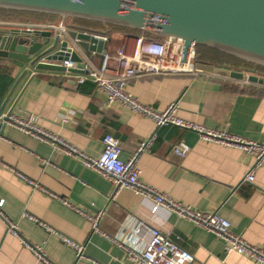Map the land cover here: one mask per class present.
Returning a JSON list of instances; mask_svg holds the SVG:
<instances>
[{"label":"crops","instance_id":"crops-1","mask_svg":"<svg viewBox=\"0 0 264 264\" xmlns=\"http://www.w3.org/2000/svg\"><path fill=\"white\" fill-rule=\"evenodd\" d=\"M34 20L0 18V25H26ZM97 28L108 30L104 50L110 53L125 42H134L133 33ZM86 53L96 65L101 64L103 53ZM31 59L0 56V90L5 91L0 109L9 95L3 113H32L39 124L95 156L103 151V138L114 136L121 142L123 160L155 134L138 158L142 179L196 210L216 211L230 222L234 233L264 247V164L256 169L254 181L248 182L245 175L253 158L237 147L204 141L196 131L177 125L159 126L119 102L105 107V93L92 82L81 88L73 76L31 65ZM206 68L214 74L136 77L129 80L127 89L158 110L175 103V112L183 119L264 140V84L241 83L247 79L246 72L238 79L219 70L235 68ZM180 141L190 146L183 157L172 152ZM0 160L11 167L0 164L1 210L6 217L0 216V264H92V260L141 264L129 259L121 244L143 247L151 228L167 233L192 252L191 264H257L227 252L221 237L194 221L164 207L153 210L151 200L129 188L115 194L111 181L78 159L1 121ZM17 172L84 211L103 209L100 228L107 236L94 232L86 216L30 185ZM63 237L83 244L87 260L78 262L74 247Z\"/></svg>","mask_w":264,"mask_h":264},{"label":"built area","instance_id":"built-area-1","mask_svg":"<svg viewBox=\"0 0 264 264\" xmlns=\"http://www.w3.org/2000/svg\"><path fill=\"white\" fill-rule=\"evenodd\" d=\"M25 26L30 29L38 28L57 32L62 38L68 36L67 26H60L59 21H32ZM132 35L134 37L132 44L125 42L117 47L113 53L104 51L100 65H96L86 51L78 45H75V49L82 59L81 62L67 59L63 61L51 60L50 63L65 67L63 74L69 77L73 76L76 85L92 82L98 90L105 93V107H112L114 103L119 102L136 113L153 119L159 126L177 125L196 131L204 141L237 147L244 154L253 158V164L245 175L246 181L253 182L256 169L264 164V140H251L230 131L211 128L202 123L183 119L176 114L175 103H171L165 110H158L151 105L142 103L127 89L129 80L136 77L154 75H189L198 77L213 75L214 73L209 72L206 65L198 62L196 47L192 46L185 56L184 44L180 40L153 38L144 32L140 34L133 33ZM102 37L105 42L108 40L107 36ZM92 52L95 53L96 51ZM41 61L46 60L42 58ZM69 68H78L81 72L75 73L69 71ZM240 82L250 83L247 79ZM0 121L43 143L53 145L61 152L78 159L83 166L92 169L111 181L115 188V194L121 189L129 188L137 195L151 200L153 210L164 207L215 233L225 241L227 252H236L257 264H264V247L253 244L242 235L234 233L230 228V222L216 211L196 210L190 205L173 198L169 193L149 185L142 179V170L139 166L138 158L142 151L151 146L156 137L155 134L142 142L129 159L123 160L121 158V142L118 138L111 135H106L103 138V151L100 155L95 156L81 150L62 136L39 124L32 113L24 115L16 112H2ZM189 151L190 146L184 141H180L172 148V152L180 157L186 156ZM40 161L46 163L44 158H40ZM0 164L11 168L1 160ZM17 175L30 185L57 198L65 205L86 216L90 220L94 232L107 236L100 228V221L105 214L103 209L89 213L57 194L48 191L37 181L26 175L19 172H17ZM2 202L0 201V216L6 219L1 210ZM7 222L13 228V224L8 220ZM42 225L47 227L44 223ZM150 231L151 237L143 247L121 244L127 251L129 259L141 264H191L195 260V255L192 252L185 249L167 233L158 228H151ZM63 239L74 247L78 262L87 260L83 244L72 242L64 237ZM113 241L119 242L117 239H113ZM91 263L99 264L93 260Z\"/></svg>","mask_w":264,"mask_h":264},{"label":"water","instance_id":"water-1","mask_svg":"<svg viewBox=\"0 0 264 264\" xmlns=\"http://www.w3.org/2000/svg\"><path fill=\"white\" fill-rule=\"evenodd\" d=\"M0 9L56 15L60 26L68 28V36L62 38L57 32L26 28L23 23L0 25L1 57L32 58L31 65L64 71L65 67L50 61L81 62L75 45L86 52L105 51L102 36L108 30L76 22L86 20L105 28L119 26L180 40L185 56L192 46L217 49L255 65L239 70L220 68L222 73L242 79L246 72L248 81L264 84V71L257 68H264V0H0ZM69 71L81 72L78 68ZM8 99L9 95L4 105Z\"/></svg>","mask_w":264,"mask_h":264},{"label":"trees","instance_id":"trees-1","mask_svg":"<svg viewBox=\"0 0 264 264\" xmlns=\"http://www.w3.org/2000/svg\"><path fill=\"white\" fill-rule=\"evenodd\" d=\"M20 16H27L32 19H35L34 21H52L57 22L59 21L60 17L56 15H49V14H43V13H37V12H28V11H15V10H8V9H0V18L5 19L7 17H20ZM76 22L88 26H95V27H103V25L99 22L94 21H86V20H76ZM113 29H119L124 32H130L134 34H140L143 33L141 31H133L129 30L127 28H122L119 26H109ZM149 37L153 38H160L155 35L145 33ZM197 51V60L201 64L212 66V67H230L235 69H240L241 67H255V65L250 64L242 59H239L235 56H232L230 54L224 53L222 51H219L217 49L199 45L196 46ZM229 65V66H228ZM258 69L264 71V68L257 67ZM87 83V82H86ZM84 83V84H86ZM84 84L80 85L82 88ZM4 90H0V101L3 98Z\"/></svg>","mask_w":264,"mask_h":264},{"label":"rangeland","instance_id":"rangeland-1","mask_svg":"<svg viewBox=\"0 0 264 264\" xmlns=\"http://www.w3.org/2000/svg\"><path fill=\"white\" fill-rule=\"evenodd\" d=\"M82 25H84V24H82ZM85 26H88V25H85ZM90 27H94V28H97V27H95V26H90Z\"/></svg>","mask_w":264,"mask_h":264}]
</instances>
